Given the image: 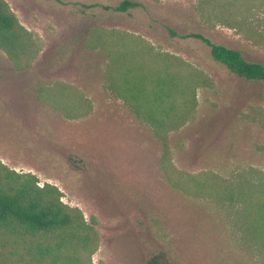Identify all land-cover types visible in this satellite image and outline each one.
<instances>
[{
    "label": "rangeland",
    "instance_id": "1",
    "mask_svg": "<svg viewBox=\"0 0 264 264\" xmlns=\"http://www.w3.org/2000/svg\"><path fill=\"white\" fill-rule=\"evenodd\" d=\"M5 1L41 49L25 70L0 49V160L55 185L96 230L97 249L78 264H264L249 228L264 187V84L168 31L264 63V0H135L127 11L115 10L122 0ZM172 56L210 81L160 131L121 86L127 70ZM54 80L80 89L90 109L69 116L41 98Z\"/></svg>",
    "mask_w": 264,
    "mask_h": 264
},
{
    "label": "trees",
    "instance_id": "2",
    "mask_svg": "<svg viewBox=\"0 0 264 264\" xmlns=\"http://www.w3.org/2000/svg\"><path fill=\"white\" fill-rule=\"evenodd\" d=\"M139 5L135 0H122L115 10L127 11ZM168 31L172 36L201 41L211 58L234 76L264 84L263 62L248 60L239 49L215 43L200 32L178 34L170 27ZM0 49L16 70L30 68L41 49L39 38L20 23L5 0H0ZM128 73L130 77H124L121 86L122 96L133 101L135 113L160 131L191 107L195 87L210 81L174 56L154 71L129 69ZM39 92L45 101L60 104L69 116L91 107L80 89L62 80L42 85ZM261 193L255 201L252 197L253 221L249 228L264 244V187ZM98 243L96 230L86 223L78 208L62 202L55 185H40L34 174L18 172L0 160V264H78L84 255L90 259Z\"/></svg>",
    "mask_w": 264,
    "mask_h": 264
}]
</instances>
